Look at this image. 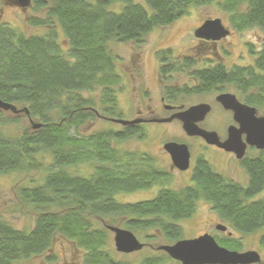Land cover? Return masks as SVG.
Masks as SVG:
<instances>
[{"label": "trees", "instance_id": "trees-1", "mask_svg": "<svg viewBox=\"0 0 264 264\" xmlns=\"http://www.w3.org/2000/svg\"><path fill=\"white\" fill-rule=\"evenodd\" d=\"M116 2L123 3L120 12L107 10ZM146 3L147 7L136 0H33L32 5L44 11V17L35 16L28 22L50 28L43 35H28L0 20V99L27 108L26 117L41 123L33 131L8 136L2 129L19 119L7 118L0 111V175L45 172L43 183L19 190L20 203L35 207L31 229H17L0 216V264H17L42 255L54 260L50 252L58 238L81 249L84 264H179L163 251L138 262L117 258L110 230L96 221L109 218L134 233H144L147 239L164 236L175 242L183 233L178 222L194 215L200 201L211 203L229 228L224 237L215 238L222 246L234 247L241 242L229 235L230 228L242 234L264 228V151L258 157L246 158V187L216 174L201 161L193 191L162 190L154 198L127 203L119 201L117 195L145 188L159 179L152 166L146 169L152 158L118 148V143L132 136L125 130L93 135L80 132L86 122L96 118L95 100L84 93L101 88L106 100L113 106L118 104L116 86L121 79L115 44H140L155 28L173 23L194 6L216 4L237 31L264 27V0ZM56 25L67 48L59 41ZM170 70L166 65L161 72ZM195 73L201 83L196 89L229 84L250 93L247 101L264 108V48L251 65L231 69L219 65ZM47 156L51 161L45 166L42 159ZM83 163L94 166L89 176L68 170ZM260 244L264 247V232ZM260 264H264L263 258Z\"/></svg>", "mask_w": 264, "mask_h": 264}, {"label": "rangeland", "instance_id": "rangeland-1", "mask_svg": "<svg viewBox=\"0 0 264 264\" xmlns=\"http://www.w3.org/2000/svg\"><path fill=\"white\" fill-rule=\"evenodd\" d=\"M147 7L146 0H136ZM123 3L116 2L107 6V10L113 12H120L122 10ZM44 17V11L36 8V5L30 6L27 10L23 11L17 6H9L1 3L0 5V20L8 22L12 27L24 31L26 34H40L47 33L50 28L45 26L33 25L28 22L29 18ZM220 18L225 26L231 29L232 33L223 39L218 45L223 58L221 62L229 67V69L239 66L251 65L254 63V59L257 53L264 48V27H254L245 31L234 30L229 24L228 15L220 10L216 4L208 5L205 7H191L189 13L173 23L155 28L150 32L144 41L140 44L135 42H123L114 45V53L116 54L117 71L120 75V83L116 86L117 91V105L113 106L111 101L105 99L104 94L100 89L90 93H84V95L92 97L95 100V109H100L112 105L115 108L116 114H106L105 117H117L125 119L136 118V109L140 104L138 100L142 95L143 89L149 91V96L156 97L159 93V86L157 85L158 71L162 61L175 60L180 56L190 57L195 59L208 61H219L217 57L212 56L207 47L198 46V39L194 35L195 30L206 19ZM58 31L59 41L64 48H67L64 41V34L58 25L55 26ZM176 69L175 71H177ZM189 73L185 70H180L175 74L172 80H169V84H176L181 86L180 89H188V86H192L193 83L188 82ZM188 82V83H187ZM187 83V84H186ZM219 90H225L231 93L237 94L240 98L241 94L235 87L231 85H224ZM192 91V90H190ZM215 92H206L203 94H194L187 96L183 99L185 105L196 104L198 102L207 101L211 102L215 97ZM105 102V104H104ZM109 103V104H107ZM0 111L7 118L19 119L17 124L9 125L2 129V131L8 136H17L23 133V131H33L30 119L25 114H14L11 111ZM101 114L102 111H99ZM259 114H264V108L259 109ZM107 120V121H105ZM223 120V119H222ZM35 122V120H34ZM222 124H219L218 128H210L223 131ZM122 124L112 122L109 119L95 118L86 122L81 128L80 132L85 135H93L109 128L122 129ZM219 132V133H220ZM221 135V134H220ZM176 139L187 143H192L193 150H196L197 154L194 157L200 155L199 153L205 152V157L208 159L213 167L219 173L232 178L233 180L247 183L248 175L246 171L242 170L238 164L228 160V156L215 148H209L208 150H202L199 141L196 139L191 140L185 135L182 128H148L145 130V134L141 137H134L128 139L122 143H118L119 149L126 151H136L141 153H148L155 159L158 166L169 170L168 156L164 154L163 144L164 142ZM201 150V151H200ZM250 156H258L259 153L255 150L249 151ZM45 166H47L51 158L47 156L42 159ZM99 163V162H98ZM93 164L83 163L73 167H68L71 172L78 174L90 175L93 171ZM45 172L29 170L18 171L9 174L0 175V216L12 224L17 229H31L36 220L35 207L33 205L23 206L19 200V190L24 186H34L43 183ZM179 176V177H178ZM186 174L173 173L174 180L168 186L174 189H179L186 185H191V180H185ZM179 178V180H178ZM159 188H152L150 190H139L132 192H125L117 195V199L121 202H138L146 199H151L158 194ZM220 221L217 213L213 210L212 204L207 201H200L197 205V210L192 219H185L178 224L182 227L184 238H195L204 233H210L215 238H222L225 236L224 232H221L216 228ZM96 225L99 226H119L125 228L123 224L117 223L112 219L105 218L103 220L96 221ZM107 228V227H106ZM234 236L241 242L238 246L229 247L230 249L237 251L256 250L260 253L264 259V247L260 244L261 234L264 232V228L257 230L254 233L242 234L235 230H232ZM138 239L147 244L141 251L132 252L129 254L118 252L114 245V233L110 231V244L116 252V257L122 260L138 262L140 259L147 255L157 253V247L161 244H173L169 242L164 236L154 239H147L144 233H135ZM219 243V242H218ZM55 256L54 260H48L47 256H35L28 260H22L17 264H84L83 255L84 252L81 249L76 250L75 245L68 240L58 238L55 239L52 251L50 252ZM179 262V261H177ZM179 264H182L179 262Z\"/></svg>", "mask_w": 264, "mask_h": 264}, {"label": "flooded vegetation", "instance_id": "flooded-vegetation-1", "mask_svg": "<svg viewBox=\"0 0 264 264\" xmlns=\"http://www.w3.org/2000/svg\"><path fill=\"white\" fill-rule=\"evenodd\" d=\"M206 20H204V21H206ZM203 23L204 22H202V24ZM201 25H199V27ZM229 30H230V34H231L232 31L230 28H229ZM194 35H195V32H194ZM226 37L221 38L219 40L201 39V38L197 37V39H198L197 45L200 47L204 46V47H207L208 49H211L209 51V53L212 56L219 58L218 59L219 61L204 62L203 60L193 58L192 55H190V57L180 56V58L175 59V60L169 59V60L162 61L161 65L159 67V71H158V78H159V81L157 83V85L159 86L158 95L156 97H154L152 95L149 96V91H147L146 89H143L142 95L140 96V99L138 100V102L140 104L138 105L139 107H137V109H136V118H133V119L120 118V119H125V120H140V121L137 123H133V124L122 125L123 127L120 130L114 129V128H109L106 130H110V131H114V132L125 130L132 135L128 139H132L136 136L137 137L143 136L145 134V130L148 128H182L183 132L185 133L186 136H188V138H190L191 140L196 139L197 141H199V144L201 145L202 150L206 151L209 148H215L217 150H220L221 152H223L224 154H226L228 156V160H230L231 162H233V160H234V163L238 164L237 166H240L242 170L246 171V168L244 165L246 158L248 157V158L252 159V158L258 157L264 151V149H259L255 146H248L246 149L245 156L243 158L239 159L236 156L235 152L227 151L224 148L218 146L217 144L208 143L202 136L188 134L187 131L184 129L185 125H184L183 119L180 116L187 109H189L190 107H193L194 105L207 104L209 106L207 112L204 113V115L202 116L203 119L196 121V124L200 128H204V129L209 130V131H216L218 133L221 141H224L228 138L229 128H231L232 126H236L237 128L240 127V125L236 122V120L234 118L233 110L227 109L223 105V103L218 99L219 95H221L223 93H231V92H228L225 90H219L220 87H223L224 85H229V84H218V85H215L214 87L205 88V89L198 87L199 89H196L197 86L201 85V83H199L198 77L196 76V73H195L196 71L208 70V69L215 68L219 65H224L220 60L223 58V55L220 52L218 44L223 39H225ZM166 65L170 66V69H172V70L167 71L166 73L163 74L161 72L162 67L166 66ZM224 66L226 67V65H224ZM226 68L229 69V67H226ZM176 69H178V70L175 71ZM185 69L189 73L188 76H190V78H188L189 79L188 82H192L194 84L193 88H192V86H188V89L181 90L180 89L181 86H178L176 84L173 86V84H169L170 83L169 80H172L176 73H178L180 70L183 71ZM190 90H192V91H190ZM213 91L215 92V94H214L215 97H213L211 102L202 101V102H198L196 104H188V105H185V103H183V99L187 98V96H191L194 94H203L206 92H213ZM232 94H235V93H232ZM240 94H241L240 98L237 96V94H235L237 99L243 104H247L249 106L255 107L257 109V115H260L259 109H261V108H259L256 105L247 101L248 99H250L248 96H250L251 94L250 93L247 94V93H244L241 91H240ZM99 111H102L103 113L101 114ZM93 112L95 113L96 118L98 117L102 120L109 119L110 121L114 122L112 119L113 118L117 119V117H111V116L108 118L105 117L106 114L107 115L108 114H114V113L116 114L115 108L112 105L107 106V107H103V109L102 108L95 109V110L93 109ZM105 121H107V120H105ZM219 124L220 125L222 124L221 128H224L222 132H220L219 130L210 129V128H218ZM217 125H218V127H217ZM243 139H245V135H243ZM169 142H177L179 144L187 145V148L189 151V164H188V167L186 169L182 170L178 166L175 165L171 153L165 148V145ZM191 144H192L191 142L187 143V142L179 141L176 139H170V140L164 142V144H163L164 151L163 152L166 156H168L167 158H169V160H168L169 170L159 167L157 162L155 161V159L152 158L150 156V154H148V153L128 151L129 153H132V154L138 153V154H141L144 156H150L152 158V163H149L147 165L146 169L149 170L150 167L152 166L155 169V174H157V176L159 178V179H154L147 187L142 188V189H138V190H134V191L150 190L152 188H159L158 194L162 190H173V191L175 190V191H177V190H180L182 188H189L193 191V185L195 184V174H196L197 169L199 168L198 166L201 165L202 162L207 163L213 169V171L216 174H220L221 176H224L225 178L232 180V181H235L237 183H240L245 187L247 186L248 181H249V176H248L247 183L244 184L242 182L233 180L232 178L227 177V176L219 173L213 167V165H215L214 162L212 165V163L208 159H206L205 152L204 153L200 152L199 153L200 155H197L196 157H194V154H197V153H196V150H193V146ZM250 150L257 151L259 153V155L258 156H250L249 155ZM148 170L145 171V173L147 172L146 174H150V172ZM175 172L178 173L179 175L181 173L186 174L185 180L186 181L191 180L192 184L183 186L179 189H174L172 187H169L168 185L171 182H173V180H174L173 173H175ZM246 173H247V171H246ZM84 176H89V175H84ZM178 180H179V178H178ZM123 193H125V192H122L121 194H123ZM129 203H132V202H129ZM192 218H193V214L187 220L192 219ZM181 221H183V220H181ZM218 224H220V223H218ZM224 233H226V232H224ZM232 235H233V233H232ZM180 239H187V238H184L183 233H182V236ZM176 241H178V240H176ZM175 242H172V243H175ZM146 246H147V244H145V247ZM157 251H160V250L157 249Z\"/></svg>", "mask_w": 264, "mask_h": 264}, {"label": "water", "instance_id": "water-1", "mask_svg": "<svg viewBox=\"0 0 264 264\" xmlns=\"http://www.w3.org/2000/svg\"><path fill=\"white\" fill-rule=\"evenodd\" d=\"M5 5L17 6L23 11L27 10L33 0H3ZM230 34L220 18H210L195 30V36L201 39L219 40ZM218 99L227 109L234 112V118L240 125L239 128H229L228 138L221 141L216 131H209L198 127L196 121L203 119L204 113L208 110L207 104L194 105L187 109L180 116L183 119L185 130L190 135L202 136L208 143L217 144L227 151L235 152L241 159L245 156L248 146H255L264 149V115H257V109L241 103L235 94L223 93ZM0 109L11 111L14 114H29L27 108H19L15 104L4 102L0 99ZM122 125L137 123L140 120L112 119ZM32 127L37 129L41 123L30 119ZM245 135V139H243ZM165 148L171 153L176 166L184 170L189 164V151L187 145L177 142H169ZM107 229L114 233V245L118 252L132 253L140 251L145 247L136 234L126 228L107 225ZM216 228L227 232L228 227L222 223ZM232 235V232H229ZM158 250L164 251L172 259L182 264H260L262 256L256 250L237 251L220 245L210 233H204L195 238L180 239L173 244H161Z\"/></svg>", "mask_w": 264, "mask_h": 264}]
</instances>
